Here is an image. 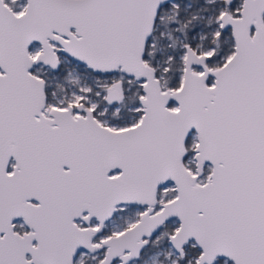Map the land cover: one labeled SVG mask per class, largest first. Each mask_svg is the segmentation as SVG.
Returning a JSON list of instances; mask_svg holds the SVG:
<instances>
[{"label":"snow or ice","instance_id":"6c2138e0","mask_svg":"<svg viewBox=\"0 0 264 264\" xmlns=\"http://www.w3.org/2000/svg\"><path fill=\"white\" fill-rule=\"evenodd\" d=\"M0 264H264V0H0Z\"/></svg>","mask_w":264,"mask_h":264}]
</instances>
